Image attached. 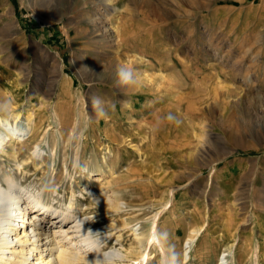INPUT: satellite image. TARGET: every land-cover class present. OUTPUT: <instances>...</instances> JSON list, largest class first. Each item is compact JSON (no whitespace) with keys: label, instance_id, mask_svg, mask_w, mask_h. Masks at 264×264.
I'll use <instances>...</instances> for the list:
<instances>
[{"label":"rangeland","instance_id":"374dc122","mask_svg":"<svg viewBox=\"0 0 264 264\" xmlns=\"http://www.w3.org/2000/svg\"><path fill=\"white\" fill-rule=\"evenodd\" d=\"M93 1L0 0V133L26 129L28 116L37 126L17 159L10 145L0 153V184L14 178L62 209L74 199L102 253L129 256L120 264H165L153 243L138 263L139 249L129 255L132 230L152 223L154 239L180 245L166 264H183L190 235L185 264H264V0ZM6 16L18 33L3 28ZM94 18L134 41L108 48ZM34 151L43 167L23 164ZM107 184L124 212H97Z\"/></svg>","mask_w":264,"mask_h":264},{"label":"bare ground","instance_id":"6f19581e","mask_svg":"<svg viewBox=\"0 0 264 264\" xmlns=\"http://www.w3.org/2000/svg\"><path fill=\"white\" fill-rule=\"evenodd\" d=\"M31 1L32 0H30V2ZM108 1L109 0H99V1L96 0L95 3L94 1L93 3L98 4L100 2H104L106 6ZM174 1H175V4H177V0H174ZM96 20H100L98 22L100 25V32L98 34L95 33L96 37L97 38L99 37L98 39H101V42L106 41L108 43L106 44L108 48L114 47L115 45L117 50H120V48L121 50H123L122 47L125 45V43L128 44L127 43L128 40L133 42L136 37L132 34L128 36L129 33L128 32L125 33L124 31H120V35L117 31H115L114 33L110 28L106 27V24H105L106 20H102L100 18H94L91 20V22H94ZM151 23H152L151 28H154L155 30L156 29L155 23L153 22ZM2 24L4 25L3 28L8 33H18L16 31L18 28L17 26H13L14 23L12 22L10 16H6ZM121 34H124L123 36L124 38L122 37ZM21 40L22 38L19 37L18 41H21ZM153 42H155V40H153ZM141 52L145 53L146 51L141 50ZM158 53L159 55L162 54L160 53V51H158V49H153V48L151 49L150 59L152 62H157L159 60V59L157 60L153 58V55H157ZM115 69H116V72H115V75L112 76V78L114 81L118 80L117 83H119L120 80L118 78L120 77V73L122 72H120L118 68H115ZM145 80L146 81L144 82H155V80L149 76L146 77ZM142 82L143 81L141 80V83ZM128 83H129L127 84L128 88L134 87L136 90L138 88L140 89L139 86L141 83H138V84H135V83L132 84L130 82ZM135 85L137 86V88ZM123 87L120 86L119 88L123 90ZM149 87L151 88L154 86L153 84L150 83ZM150 88H148V91L154 92V93H157L159 90L158 87L156 89L154 88L150 89ZM133 92H136V91H133ZM7 109L8 107H4L1 112L4 113V111H6ZM161 110L163 109L161 108ZM2 113H1L2 117L0 120L4 122L6 120L3 117L4 114ZM55 116L57 118L59 117V115L57 114H55ZM20 118L21 116L19 114H15L13 116L12 119H14L13 121L15 122V125H17L18 121H20ZM26 120L28 122V127L26 129L30 130V132H28L26 129L17 128L13 132L12 131L9 132L8 130H5V136L2 135V133H0V153L1 154L5 151L6 145H10L12 147L10 156L13 157L14 159H17L18 156H21V155H18V151H21V149L25 145L27 137L30 135V133H32V130L36 129L37 127L34 122L35 119L32 118V116H28ZM150 122H152V119H150ZM61 124L62 123H60V125ZM158 124L160 125L159 121H158ZM63 126H62V129L59 131L60 136H64V133H65ZM162 127H164V125L161 126V128ZM119 139L120 138L112 137L114 144L115 142L118 143ZM10 142H13V144ZM36 148H39V145H37ZM38 152L37 153L36 151L32 152L30 156H28L27 158L23 160V164L26 165L29 163H33L34 166L37 167L38 165L36 164V162H33V161L40 160L42 161L40 162L42 166L44 162V157L43 156L39 157ZM22 153H23V150L21 154ZM33 158L34 160H32ZM106 168L109 169V172H112L113 170V167L111 165L106 166ZM99 170H101L103 172L102 174H104V170L102 168H99ZM92 172L93 171H89L88 174L91 175ZM92 175L95 176L97 174H92ZM94 181L100 182L99 178H95ZM102 185L103 184H101L100 191H102L101 190L103 187ZM109 186L111 185L107 184V188H109L108 191L110 192L108 196L106 195H104L105 197L98 196L97 198L94 199L96 203L95 205L98 208L97 212H105L101 215H110L112 214V212L121 213V212H124L125 211L124 209L128 207L126 202L122 200L120 191H116ZM43 196H44L43 194L39 196H35L33 195V193L29 194L28 190H26L25 188L21 186H17V181L14 178L8 177L5 180V187L2 183L0 184V209L3 208V205L4 203H6L7 200L9 201L8 204L6 203L7 206L5 205L4 210L2 212L0 211V231H1L0 232V264H10L9 259H11V257L13 256V252H16V251H18L19 254H22L25 251V255L22 254L23 260L22 262H20V264H83V263L85 264H120L121 262L129 260V256L121 255L119 252H115L113 254L112 253L111 254L102 253L104 252L101 246V244L103 243V240L93 239L94 238L93 234L96 232L97 229L90 230V228L93 227V226L89 227L91 222L90 221L85 222L86 218L82 219L81 215L75 217L76 214L73 209L74 199H70L68 205L66 206V209H62L59 206L58 207L55 206L54 204L44 203ZM120 226H129V223L126 220H124L121 224L116 222L114 223L113 228L118 229ZM107 227L105 226L103 229H107ZM108 228H112V226H109ZM145 231L147 232L141 231L139 227L132 230V235L134 236L136 246L133 247L131 251H129V255H132V254L135 255V253H133L134 249L135 250L139 249L138 255L135 259L137 261L136 263H138V260L140 258L144 259L146 254H148L150 243H153L154 247H156V249H159L161 251L162 256H163L162 261L163 263L166 264L170 260L167 258V255H166L167 251L169 253L171 252L169 247L170 246L173 248L176 247L177 249L180 246L179 243H175V242L169 243L168 239L166 238L164 239L155 238L154 239L153 223L148 228V230H145ZM107 232L108 231H106L105 233ZM189 238L190 240L186 242V247L183 252V260H182L183 264L189 261L191 248L195 241V237H193V235L192 236L190 235ZM193 246H195V244ZM259 249H260L259 246H256L255 252ZM9 253H12V254L9 255ZM6 255L7 257H5ZM31 256H32V259H31L32 262L29 261L30 259L29 257ZM222 260L225 261L226 258L224 257ZM235 260H237V258H235ZM226 264L228 263L226 262Z\"/></svg>","mask_w":264,"mask_h":264},{"label":"clouds","instance_id":"9594fccd","mask_svg":"<svg viewBox=\"0 0 264 264\" xmlns=\"http://www.w3.org/2000/svg\"><path fill=\"white\" fill-rule=\"evenodd\" d=\"M120 77H121L122 82H124V83L127 82V77H126L125 73H120Z\"/></svg>","mask_w":264,"mask_h":264}]
</instances>
